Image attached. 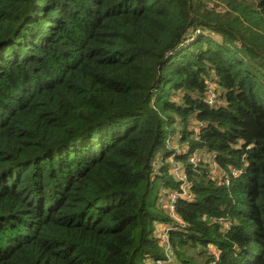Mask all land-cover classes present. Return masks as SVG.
<instances>
[{
    "label": "trees",
    "instance_id": "16d2710c",
    "mask_svg": "<svg viewBox=\"0 0 264 264\" xmlns=\"http://www.w3.org/2000/svg\"><path fill=\"white\" fill-rule=\"evenodd\" d=\"M156 224L172 264H264V0H0V264H143Z\"/></svg>",
    "mask_w": 264,
    "mask_h": 264
},
{
    "label": "built area",
    "instance_id": "2783aa9c",
    "mask_svg": "<svg viewBox=\"0 0 264 264\" xmlns=\"http://www.w3.org/2000/svg\"><path fill=\"white\" fill-rule=\"evenodd\" d=\"M205 85L207 91L206 101L209 105H214L217 100L216 85L214 83V80L210 78L206 79ZM202 127H204L203 123H197L195 125L193 129L195 136L198 135ZM175 139L178 140V136ZM168 141H170V137L168 138ZM173 150L174 154L188 155V148L177 147V149L173 148ZM174 154L170 155V157L168 158V162L171 163L170 175L173 178L174 182L178 184V189L171 192H167L166 195L165 193H163L162 199L159 202L161 208L165 211L169 219H171L173 222L177 223L181 227H184L183 222L178 219L175 213L176 203L179 200L192 201L193 194L190 190V184L186 179L185 169L180 164L175 163L173 161V157L175 156ZM188 160L193 166H196L200 161L212 164L214 162V155L206 154L203 151H199L190 154L188 156ZM159 163H161L160 159L158 161V164ZM159 166L160 165L157 166L156 171L158 170ZM239 174L240 171L235 168H231L228 174L223 173L222 171H219L215 165H211V169L209 172V176L212 181H215L218 184H224L226 187L229 186V178L237 177ZM212 222H215V220H212ZM223 225L226 230L229 229V223L223 222ZM155 230V234L158 238L162 255L159 258H146L143 264H172V262L174 261V256L169 239V230H171V226L170 224H165L163 226H158V228H156ZM214 254L215 256H218L217 251H215Z\"/></svg>",
    "mask_w": 264,
    "mask_h": 264
},
{
    "label": "rangeland",
    "instance_id": "374dc122",
    "mask_svg": "<svg viewBox=\"0 0 264 264\" xmlns=\"http://www.w3.org/2000/svg\"><path fill=\"white\" fill-rule=\"evenodd\" d=\"M172 99H173L174 101H179V100H178V99H179L178 96H174V97H172ZM176 144H177V143H176ZM167 145H168V146H171V147H170L171 149H173V148H174V149H177V147L180 148V147L178 146V144H177V146H176L175 143L172 144L171 141H167ZM179 151H180V150H179ZM168 163H170V162H168ZM163 192H165V191H162L161 194H162ZM161 194H160V195H161ZM161 199H162V195H161V197L159 198V200H161Z\"/></svg>",
    "mask_w": 264,
    "mask_h": 264
},
{
    "label": "crops",
    "instance_id": "0c3cea01",
    "mask_svg": "<svg viewBox=\"0 0 264 264\" xmlns=\"http://www.w3.org/2000/svg\"><path fill=\"white\" fill-rule=\"evenodd\" d=\"M175 145H176V144H175ZM176 146H177V145H176ZM163 193H165V192H163ZM158 226H163V225L156 224V225H155V229L158 228Z\"/></svg>",
    "mask_w": 264,
    "mask_h": 264
}]
</instances>
